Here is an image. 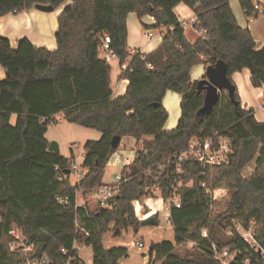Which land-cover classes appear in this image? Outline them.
<instances>
[{"label": "trees", "instance_id": "1", "mask_svg": "<svg viewBox=\"0 0 264 264\" xmlns=\"http://www.w3.org/2000/svg\"><path fill=\"white\" fill-rule=\"evenodd\" d=\"M67 1L0 0V17L36 5L58 9ZM239 1L248 18H258L254 16L256 0ZM180 4L194 12L193 28L206 31L194 44L186 38V24L175 14ZM132 13L139 18L150 16L156 21L155 29L168 30L149 54L129 53L127 21ZM106 36L121 66L127 65L120 79L129 81L128 89L116 99L112 67L101 57ZM55 37L57 49L50 51L27 38L13 49L10 40L0 36V66L7 74L0 82V264L43 259L45 264H85L75 246L91 248L93 264H121L129 257L128 248L108 249L104 236L110 231L115 236L129 229L137 232L141 220L133 203L146 198L152 186L146 173L150 170L160 176L165 203L172 187L178 189L180 207L170 212L174 241L150 247L149 264H222L214 246L218 252L229 249L235 254L230 264L247 260L264 264L236 233H226L232 221L246 228L255 222L256 240L264 248V123L256 119L254 109L243 107L232 79L248 69L252 86L264 88V47L258 50L250 30L239 25L230 0H71L59 15ZM218 61L228 66L236 104L223 92L211 113L200 115L205 96L198 82H192L191 70ZM168 91L182 98L181 118L171 131L164 130L168 112L162 104ZM60 113L68 123L102 134L99 141L85 144V175L74 184L66 172L75 156L65 158L48 151L46 135ZM216 134L233 145L229 163L205 169L188 158L177 174L176 158L191 139ZM116 136L138 142L152 139L144 140L143 149L123 170L124 181L111 202L113 208L77 207L79 191L86 197L91 189L104 185L106 169L118 150L111 146ZM253 161L255 171L244 177ZM160 166L163 171L158 173ZM223 189L232 198L223 212H215L212 194ZM154 217L158 225L157 214ZM225 219H229L223 231L226 239H221L217 230ZM13 229L31 248L27 255L21 246L10 249ZM188 244L193 247L182 256L178 249Z\"/></svg>", "mask_w": 264, "mask_h": 264}, {"label": "crops", "instance_id": "2", "mask_svg": "<svg viewBox=\"0 0 264 264\" xmlns=\"http://www.w3.org/2000/svg\"><path fill=\"white\" fill-rule=\"evenodd\" d=\"M68 4H71V0H68L66 3H64L61 7H59L52 13H44L37 10L36 8H33L31 10L22 11L18 13H10L1 16L0 36L8 38L11 42L13 49H16L18 47L19 40L27 38L31 41L33 45L37 47H45L50 51H55L57 49V41L55 35L58 30V18L61 12L64 10V5ZM255 4L259 5L261 8L264 9V0H256ZM230 5L239 25L242 28L250 30L257 44V49H262L264 47V16L262 19L260 18V16H258V18H248L245 15L243 9L241 8L239 0H230ZM175 14L181 22H184L185 24L190 23L193 26L195 14L190 8H188L184 4H180L175 9ZM127 25L128 50L129 53L132 55L136 52H141L142 54H149L156 48H158L161 44V38H155L153 40L146 39L144 37L145 30H152L156 35L161 34L162 32L166 33L168 31L166 28L155 29L154 27L156 26V21L154 20V18L150 16L139 18L134 13L129 15ZM194 31L196 33H188L185 28L186 38L192 44H194L200 38V34L196 30ZM112 62H116L118 64L116 74L114 73L115 69L111 65ZM112 62L110 63L112 67L111 89L113 93V98L116 99L126 94L129 81L126 79H120L121 71L123 70L120 61L114 60ZM206 70L207 67L205 65H198L193 67L191 70L192 82H199L200 80L204 79L206 77ZM6 78V71L0 66V82L4 81ZM232 79L238 87L243 107L245 109H254L256 119L259 122H264V119H260L264 118V112L260 108V103H258V100H252L253 97H263L264 88L256 89L252 86L251 73L248 69H245L240 73H235L232 76ZM167 101L169 104H167ZM181 101L182 98L179 94L172 91H168L166 93L162 102L164 108L168 112V119L164 124V130L171 131L178 126L182 114ZM169 105H172L171 109L169 108ZM46 137L49 143L54 141L59 145L60 155L64 156L65 158H70L71 154H73L75 156V160L82 164L84 160L85 144L88 141H99L102 138V134L95 130L72 125L65 121L64 115L60 113L55 116L54 122L50 125ZM150 139L152 138L145 137L138 142L133 137H123L118 150L112 156L108 164L103 179L104 184H112V175L119 174L123 171L122 162L124 158L131 157L132 159H134L137 152L143 149L144 140ZM72 177L74 176L71 175L70 180ZM72 183L74 184L76 183V181L74 180ZM145 205L149 210H153V205L151 201L146 200ZM153 213L156 214V211L153 210L152 212H149V214H146L142 217H138L142 221L153 216ZM170 229L173 228L171 227ZM130 231L131 229L126 232L127 240L124 239L122 234L123 240H121L122 238H120V240L118 241V246L123 245L125 247H129V249L134 252V254H132L135 257H138L139 254H136L138 252H136L127 244V242L133 239L134 237V235ZM83 248L80 249V252ZM130 261L129 263L124 264H131ZM132 264H149V256H143L142 259L135 260Z\"/></svg>", "mask_w": 264, "mask_h": 264}, {"label": "built area", "instance_id": "3", "mask_svg": "<svg viewBox=\"0 0 264 264\" xmlns=\"http://www.w3.org/2000/svg\"><path fill=\"white\" fill-rule=\"evenodd\" d=\"M255 14L254 16H260L264 14V9L261 8L259 5L255 4ZM196 20H193V26L195 25ZM197 32L200 35H204L206 33L203 29H198ZM164 33L156 35L152 30H148V32L144 33V37L149 40H153L155 38H163ZM111 38L106 36L103 39L102 47H101V57L106 62L111 63L114 60H119L120 58L118 54L112 49L111 47ZM127 65H123L122 68L126 69ZM260 108L264 112V96L260 102ZM234 153L233 145L227 140V138L221 137L220 135L216 134L213 137H194L191 139L187 150L181 153L177 159V174L182 173L181 164L187 160L188 158H192L199 162L205 169L206 168H213V167H220L226 165L230 161L231 155ZM134 159L131 157L124 158L123 170L127 168ZM83 163L80 164L77 160L72 163L71 166V175L74 176L76 183L81 181L85 175V169L82 167ZM163 166H160L157 172H162ZM123 172V171H122ZM115 174L113 176V183L112 184H104L103 186L95 189H91L89 194L85 197L82 195V191L78 192L77 196V207L86 206L88 205L91 207V204L94 203L96 207L102 208H113V204L111 203L114 197L118 194L120 186L124 181L123 173ZM149 177H151L152 186L147 189L146 191V198L142 202L136 201L133 203L137 216L141 214V208L145 205L146 200L151 197H161L162 193L159 187V175H153L152 171L146 172ZM180 188L182 187L179 184ZM173 193L171 198L166 203V208L169 212L174 207H180V196L178 193V189L172 187ZM223 190H219L212 194L213 199H217L218 197H222ZM79 197V198H78ZM163 199V198H162ZM61 203H65V200L59 199ZM143 205V206H142ZM255 222H252L248 228L244 227L240 222L232 221L227 226V235L231 236L233 233H236L240 238H242L249 246V248L255 252H257L260 257L262 258V262L264 263V248L260 245V243L256 240L255 237ZM10 236H12L13 241L10 244V249L15 251L19 246H21L27 255L31 248L26 247L27 245L24 243V238L21 233L17 229H13L10 231ZM203 235L206 237L207 233L203 232ZM140 249L144 248L143 243H139L138 241H134L133 243ZM79 248L75 246L74 248ZM214 250L216 251L217 258L221 261L222 264H230L234 258L235 254L231 253L229 249H224L222 252H218L216 246H214ZM64 254L67 253L65 249L61 250ZM46 260H27L25 264H45ZM245 264H249V260L246 261Z\"/></svg>", "mask_w": 264, "mask_h": 264}, {"label": "rangeland", "instance_id": "4", "mask_svg": "<svg viewBox=\"0 0 264 264\" xmlns=\"http://www.w3.org/2000/svg\"><path fill=\"white\" fill-rule=\"evenodd\" d=\"M68 5H64L63 9H65ZM263 16H264V14L260 15V18L262 19ZM194 30L195 29L193 28V26L190 23H186V31L188 33L195 32ZM146 32H148V29L144 31V33H146ZM111 65L115 69V72H114V70H113V72L116 74V71L118 69V64L116 62H112ZM252 100H255V101L258 100V103H260L262 100V97L261 98L253 97ZM167 104H169L168 101H167ZM169 108L171 109L172 105H169ZM260 119H264V118H260ZM254 171H255V161H253L252 163H250L246 167V169L243 173L244 177H248V176L252 175ZM126 172H128V170H126ZM114 175L115 174L112 175V178ZM74 180H75V178L72 177L71 182H73ZM223 191L224 192L222 194V197H218L217 199L214 200L215 204H214L213 208H214L215 212H219V213L223 212L226 209L227 204L230 202V200L232 198V195L230 192H227L225 189H223ZM148 200L152 202L153 210H155L156 214H158L157 215L158 225H149V226H144V227L140 226L139 229L137 230V232L134 229H131L130 232H132V234L134 235L133 239H131V240L138 241L139 243H143L144 248L143 249H138V248L134 249L133 248L136 252H138V253H136V252L135 253L139 254L138 257H135L133 255L134 252H132V250H130L129 247H126L129 250V257L124 259L121 262V264L129 263L130 260H131L130 263L132 264V263H134L135 260L142 259L143 256L144 257L147 256L149 254V249L152 245L161 243V242L166 241V240L174 241V238H173L174 230L170 229L171 225L169 223L170 212L166 209L165 201L161 197H151V198H148ZM94 206H95V204L92 203L91 209H95ZM153 210H149L146 207V205H144L143 209L141 208V214L142 215L140 214L141 216H139V217H142L146 214H149V212H152ZM153 216H155V214ZM227 221H229V219H225L221 224H219L220 227L218 226L217 232H218V236L221 239H226V235L223 231H224L225 224H227ZM129 230L124 231L122 233L124 239H126V240H127L126 232H128ZM120 238H122V235L121 236H115V234L110 231L104 236V246L108 249L114 248V247H125V246H121V245L118 246V241L120 240ZM121 240H123V238ZM192 247H193V244H188L187 247H183V248L178 249V252L183 256L187 252V250L191 249ZM139 252H142V253H139ZM80 257L85 262V264H87V263L92 264V260H93L92 259V249L89 247L83 248L80 252ZM153 260H154V257L152 258V261ZM149 261H150V259H149Z\"/></svg>", "mask_w": 264, "mask_h": 264}, {"label": "water", "instance_id": "5", "mask_svg": "<svg viewBox=\"0 0 264 264\" xmlns=\"http://www.w3.org/2000/svg\"><path fill=\"white\" fill-rule=\"evenodd\" d=\"M35 8L44 13H52L56 9L51 5H36ZM198 90L205 96L204 106L200 110L199 114H210L213 107L220 102V98L223 92L227 93L230 99L236 104L234 97L235 87L228 77V66L224 61H218L214 66L207 67L206 77L198 82ZM122 137L116 136L111 146L113 150L119 148ZM48 151L60 154L59 145L56 142H51L48 147ZM67 176H71V172H66ZM155 217L151 216L145 220H142L140 226L154 225ZM28 244V243H27ZM153 250V246H151Z\"/></svg>", "mask_w": 264, "mask_h": 264}, {"label": "bare ground", "instance_id": "6", "mask_svg": "<svg viewBox=\"0 0 264 264\" xmlns=\"http://www.w3.org/2000/svg\"><path fill=\"white\" fill-rule=\"evenodd\" d=\"M126 240V239H125ZM134 243V241L133 240H129L128 242H127V244L130 246V247H132V248H134V249H140L139 247H137L136 245H134L133 244ZM121 246H123V245H121Z\"/></svg>", "mask_w": 264, "mask_h": 264}]
</instances>
